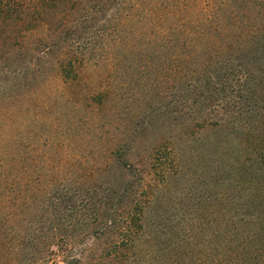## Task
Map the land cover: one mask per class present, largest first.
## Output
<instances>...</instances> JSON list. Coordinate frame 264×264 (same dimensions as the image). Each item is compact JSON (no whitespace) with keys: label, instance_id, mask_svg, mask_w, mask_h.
<instances>
[{"label":"trees","instance_id":"16d2710c","mask_svg":"<svg viewBox=\"0 0 264 264\" xmlns=\"http://www.w3.org/2000/svg\"><path fill=\"white\" fill-rule=\"evenodd\" d=\"M133 51L171 67V111L190 112L177 124L210 132L204 192L159 222L143 172L45 190L20 175L9 135L0 264H264V0H0V109L16 83L81 80ZM154 152L157 185L183 175L173 147Z\"/></svg>","mask_w":264,"mask_h":264},{"label":"rangeland","instance_id":"374dc122","mask_svg":"<svg viewBox=\"0 0 264 264\" xmlns=\"http://www.w3.org/2000/svg\"><path fill=\"white\" fill-rule=\"evenodd\" d=\"M107 56L112 58L108 64L89 62L81 80L52 77L30 81L24 89L16 83L0 109V142L4 145L9 135L15 139L20 175L39 177L45 190L85 188L89 182L119 179L122 173L137 181L143 172L150 178L146 195L153 198L148 211L162 222L164 211L174 216L178 208L186 209L185 196L204 192L210 132L194 135L191 123L177 124L190 112L171 111L173 96L166 91L172 84L170 66L156 59L148 62L138 51ZM97 91L101 95H93ZM160 144L173 147L187 166L181 177L170 175L157 185L154 149ZM127 162L133 165L129 170L123 167ZM52 264L65 262L58 256Z\"/></svg>","mask_w":264,"mask_h":264}]
</instances>
